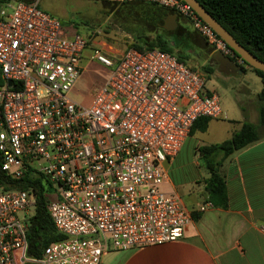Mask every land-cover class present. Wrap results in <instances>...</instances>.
<instances>
[{"label":"built area","instance_id":"2783aa9c","mask_svg":"<svg viewBox=\"0 0 264 264\" xmlns=\"http://www.w3.org/2000/svg\"><path fill=\"white\" fill-rule=\"evenodd\" d=\"M38 1L0 8V160L15 179L45 177L47 211L64 237L30 257L26 220L35 191L0 188V264H101L109 249L181 237L193 214L179 194L161 188L163 164L199 117L223 115L218 93L175 53L129 46L114 60L93 50L108 75L87 104L75 101L68 92L89 39L70 34ZM140 1L187 16L214 49L246 66L185 1Z\"/></svg>","mask_w":264,"mask_h":264},{"label":"crops","instance_id":"0c3cea01","mask_svg":"<svg viewBox=\"0 0 264 264\" xmlns=\"http://www.w3.org/2000/svg\"><path fill=\"white\" fill-rule=\"evenodd\" d=\"M160 6L167 8L150 1H144V5L139 6V9L144 8L141 13L144 25H147L146 22L152 25L154 29L149 30L156 32L155 35L161 28L188 37L200 48V61L175 53L166 41L173 53L185 58H182L183 61L203 70L206 79L214 72L215 64H220L225 71L228 70L224 68L226 65L239 67L232 58L214 49L187 16L168 8L161 9ZM174 13L176 17L173 19ZM185 22L192 25L190 29ZM155 35H143L144 40ZM101 46L104 48V45ZM104 49L114 59L124 50ZM245 70L240 68V72ZM245 118L230 119L241 125L244 120L250 121ZM211 121H208L205 130L189 134L179 151L163 164L166 179L161 188L166 193L179 194L192 210L193 221L185 227L183 235L162 243L109 249L103 253L101 264H264V137L236 150L223 161L221 171L225 177L228 204L226 207L215 206L207 201L205 179L209 172L196 148L200 144L226 139L232 132L220 140L213 136H199L198 133L201 135L209 131ZM203 205L204 208L200 209Z\"/></svg>","mask_w":264,"mask_h":264},{"label":"rangeland","instance_id":"374dc122","mask_svg":"<svg viewBox=\"0 0 264 264\" xmlns=\"http://www.w3.org/2000/svg\"><path fill=\"white\" fill-rule=\"evenodd\" d=\"M38 5L58 17L70 34L78 33L89 39L82 54L83 70L68 92L72 99L83 104L89 102L92 88L104 81L110 69L97 58L90 57L95 48L114 60V56L104 48L121 50L134 40L136 33H142L145 37L156 34L149 30L154 29L152 25L147 22V25H144L141 15L144 9H139L140 5H144V1L140 0H39ZM185 26L190 29L192 25L185 22ZM157 31L164 36L175 53H183L190 60L202 59L200 48L184 34L161 28ZM101 45H104V48ZM245 67V72H240L239 67L226 65L224 68L230 71L226 72L220 64H215L214 72L206 79L205 86L218 93L223 115L217 119L210 118L212 121L209 131L201 135L198 133L199 136H213L218 140L227 137L230 132L233 133L240 127L230 118L246 117L245 119L258 124L257 93L262 87V82L248 65ZM21 214L23 213L19 212V215Z\"/></svg>","mask_w":264,"mask_h":264},{"label":"trees","instance_id":"16d2710c","mask_svg":"<svg viewBox=\"0 0 264 264\" xmlns=\"http://www.w3.org/2000/svg\"><path fill=\"white\" fill-rule=\"evenodd\" d=\"M10 0H0V8ZM31 1V0H25ZM235 38L260 59L264 60V0H198ZM162 9L163 7L160 6ZM141 9V8H140ZM144 9V8H143ZM167 9V8H163ZM170 11L172 9L168 8ZM142 11V10H141ZM142 11L141 13H143ZM160 24V23H159ZM158 25V24H154ZM145 43V44H144ZM139 49L158 47L172 52L165 38L160 34L151 39H145L140 33H136L134 40L127 46ZM237 54V53H236ZM238 55V54H237ZM180 59L182 57L178 55ZM248 65L261 79L262 87L257 93L259 104L258 124L248 120L242 121L238 130L219 142L200 144L196 150L201 162L209 172L205 179L207 201L212 205L226 207L228 204L225 177L221 171V164L236 150L264 137V71ZM242 71L245 66L239 65ZM3 83L0 70V84ZM209 117H199L190 129L191 134L195 130H205ZM32 186L35 191V205L29 214L27 222L28 255L39 258L43 255L48 245L64 237L58 232L47 211V201L51 193L45 185V177L27 173L21 179L11 177L1 168L0 160V188H28ZM26 264H38L27 262Z\"/></svg>","mask_w":264,"mask_h":264},{"label":"water","instance_id":"95a60500","mask_svg":"<svg viewBox=\"0 0 264 264\" xmlns=\"http://www.w3.org/2000/svg\"><path fill=\"white\" fill-rule=\"evenodd\" d=\"M188 3L199 17L209 24L213 30L250 66L261 69L264 71V60L260 59L248 48L242 45L235 36L226 29L198 0H183ZM176 14H172L171 18H175ZM8 83L11 84L12 80L9 79Z\"/></svg>","mask_w":264,"mask_h":264}]
</instances>
